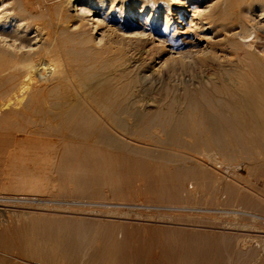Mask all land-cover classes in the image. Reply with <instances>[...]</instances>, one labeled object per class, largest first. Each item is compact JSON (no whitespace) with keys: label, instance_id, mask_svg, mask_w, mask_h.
I'll use <instances>...</instances> for the list:
<instances>
[{"label":"bare ground","instance_id":"1","mask_svg":"<svg viewBox=\"0 0 264 264\" xmlns=\"http://www.w3.org/2000/svg\"><path fill=\"white\" fill-rule=\"evenodd\" d=\"M53 4L55 10L49 4L54 10L49 35L52 33L54 43L50 49H54L49 54L52 63L56 60L58 65L50 70L52 67H44L50 50L36 55L43 45L37 39L40 32H36V25L28 19L32 12L23 11L19 2L14 7L12 1L0 0V96L4 95L0 103L8 111L6 118L11 119L34 102L39 119L46 113L49 137L53 136L52 120L59 122L66 134L61 137L63 144L58 150L57 173L63 185L67 182L68 187L82 190L74 197L107 199L105 187L123 191L132 182L144 185L148 181L158 188L155 191L148 184L153 192L166 190L167 200L164 194L160 195L167 204L169 199L177 198L184 176L182 165L192 166L207 159L219 169L234 167L227 159L218 158L219 152L247 154L251 159L248 169L260 173L257 177L253 172V177L264 179V0H54ZM22 11L27 17L20 15ZM113 43L118 47L115 54L111 52ZM197 68L201 74L185 75ZM32 75L37 77L33 80L37 81L36 98L29 87ZM147 89L158 96L147 101L143 96ZM25 130L12 128L11 122L0 119V163L6 152L11 155L33 142L26 138ZM164 145L186 148L195 154L175 150L168 154ZM239 154L241 158L243 154ZM18 169L14 176L21 184L20 190L35 183L37 170L26 166ZM132 170H141L143 177L136 180ZM153 170L162 173L153 174ZM194 172L195 178L189 171L195 183L198 175ZM117 177L122 181L118 182ZM236 184L232 188L236 189ZM251 187L253 191L254 185ZM227 188L229 191L231 186ZM262 188L258 186L253 191L259 198L264 197ZM240 189L243 188L239 186L232 193V200L242 205L251 202L249 194H240ZM20 192L0 197L14 203L17 201L10 199H36ZM48 195L59 197L57 193ZM25 210L17 214V220L33 212ZM103 212L111 216L131 213L110 207ZM35 214L30 220L22 219L7 237L3 235L6 238H0V260H5L0 264H160V253L172 252V246L182 249L184 255L193 250L199 255L216 254L226 248L224 243L228 240L226 235L184 229L173 235L169 230L174 238L164 239L162 231L154 236L153 230L145 227L140 233L138 226L114 220ZM252 214L256 215L253 220L260 218ZM250 239L238 238L243 246ZM260 241L264 239L261 237ZM185 256L196 262L190 254ZM184 258L167 262L181 263ZM201 259V263L210 260Z\"/></svg>","mask_w":264,"mask_h":264},{"label":"rangeland","instance_id":"2","mask_svg":"<svg viewBox=\"0 0 264 264\" xmlns=\"http://www.w3.org/2000/svg\"><path fill=\"white\" fill-rule=\"evenodd\" d=\"M10 1H12V6L15 7L16 3L19 2L22 6L23 11L32 12L31 15H28L22 11L20 13V15H22L24 17H27V15H28V19H32V21H31L32 24L36 25V27H35L36 32H38V34L40 32L37 39L39 42H41L40 44L43 45V47H40L41 49L39 48V50H37L36 55L37 56L41 55L43 52L45 53L46 51L50 50L48 52L47 58L45 60L46 63H44V67H46V68L52 67V69H50V70H53V68L57 67L56 65H58V62H56V60L54 62L55 64L52 63L53 57H51L52 56L51 54H53L54 48H52V50H51L50 45H52V47H54L53 46L54 43L51 41L52 40V38H51L52 33L50 34L51 36L49 35V31L50 32L52 31L51 20L53 18V14H54V10H55V6H54L55 4H53L54 0H52V1L51 0H10ZM49 2L54 7L53 8L54 10L52 8H50L51 5L49 6V4H50ZM51 9L53 12H51ZM38 11H40V12L38 13ZM37 29H38V31H37ZM50 42H51V44H50ZM117 51H118L117 43L111 44V52L113 54H115V53H117ZM49 53H51V54H49ZM128 54H129V52H128ZM131 54L132 53L130 52V55ZM49 58L51 59V61ZM47 61H48L49 65L47 64ZM201 72H202L201 69L197 68V69H193V70H189L188 72H185V75L187 76V74H188V76L194 77L196 74H201ZM34 77H35V80L37 79V77L35 75H32L31 78H33V79L30 78L32 81H30V84H29V87L31 85L30 89H31V91L33 90V93L35 92V90H34L35 85L34 84L37 83V81H33ZM0 78H1V75H0ZM177 80H180V79H177ZM145 86H147V88H148L149 84H146ZM0 90H2V88ZM146 91H145V93H143V96H144V99H146L147 101H151L150 98H152V97L156 98L158 96V94L155 93L154 91H150L148 89ZM2 92H3V90H2ZM140 94H142V93H140ZM38 95L39 94L35 92V94L33 96H35L34 98H36V96H38ZM147 97H149V98L147 99ZM2 98H4L3 94H2V96H0V99H2ZM25 98L27 99L26 96H25ZM25 98H23L22 103L26 102ZM152 105H150L149 107H151ZM4 106H5L4 104L0 103V119L1 120L5 119V120H8V122H11L12 128L16 129V127H17V128H19L20 131H23V132L26 129L25 130V133H27L26 138L28 140L33 141V142H31V143L29 142L28 143L29 146H27L26 148H24L21 151H16L15 153H13L11 155H8L7 152L5 154H3V157L1 158L2 160L0 163V183H1L0 184V189H1L0 190V196H9V195H14L15 193L19 194V192L21 191L23 194H28L30 197L35 196L36 199H26V200L25 199H10L12 201H17V203H14V202L7 200L6 198L0 197V238L4 237L3 236L4 234H5V236H6V234L8 236L9 232H11L13 227H15V228L18 227V225L20 224L19 222L24 221V218L26 220H30L35 213H36L35 216L36 215L38 216V214L40 215L42 213V215H41L42 217L44 215L47 216L50 214H56V215H59L61 217H65V216H68V218H70V217L75 218L76 217V218H80V219H84V220L85 219L86 220H88V219L97 220V221H99V220H114V221L124 223L126 225L128 224L130 226L131 225L138 226L140 233H143L142 232L143 228L149 227L153 230L152 234H155L154 236H159L160 235L159 232L162 231L163 234H161V235H162V238H164V239H165L164 236H166L167 238H172L171 234L173 235L174 231H178V230L183 231V229L185 231L194 230L196 232L199 231L200 233L204 232V233H211L213 235L217 234L218 236H221V235L228 236L227 242L224 243V247H226V248L219 250L218 253H216V254L214 252L211 254L210 253H207V254H201L200 253V255H199V253L198 252L196 253L195 250H193L192 253H185V255H187V256H189V254H190L189 257H192L191 254L195 253V256L193 255L192 258L196 259V262L193 263V262H190V260H188L186 258L184 253L181 254V252H180L182 250L181 248H180L181 250H179V248L177 246L176 247L172 246V247H170L172 252L167 254L168 251L166 250L167 252L163 251V254L160 253V260H161L160 264H183V263L184 264H264V247H263L264 241H260L261 237H262V239H264V229H263L264 228V197L259 198V196L257 194H256L257 196L254 194L256 192L255 190L258 186L259 187L261 186V188L264 186L263 185L264 179L261 178L262 176H260V180H259V178H257V177H259L258 175L260 174L259 171L253 170V169H251V170L248 169L247 164H248L249 160H251V159L248 157L247 154L241 153V154H243L241 156V154H239L237 152L239 154V156H241V158H240L237 156L238 154L236 155V154H234L236 152H234L232 154L236 155L235 156L236 160H235L234 157H232L231 153L225 152L226 154H222L223 152H221V153L219 152L222 155L217 153L218 158H221L222 160L227 159L226 162L228 161L231 164V167L234 166L228 170H225L222 168L221 169L216 168L214 166V164L212 165V163L209 160L207 161V159L206 160L203 159L202 161H200L201 163L199 162L198 164H196V163L192 164V166L189 164H186V165L191 166L192 169L194 168V170H192L191 167H189V166H185V165L183 166L182 165L181 168L183 170H180V171L184 172V176L181 178L180 183H179V190L177 191V198H176V196L174 197V199L176 201L173 203H172V201H174V199H169L168 200L169 202L167 201V204L168 203L170 204V202H171V205H167L166 201L164 204V198H166L168 196V195L165 196V194H167L166 190L164 188L163 189L159 188L160 189L159 191H161V192H159V191L153 192V190H151V187L149 186V185H152V183L150 184V183H148V181L144 182L145 183L144 185H140V183L142 184V182H140V181H138L137 184L136 183L134 184V182H132L133 184L128 186V189L125 188L123 191H121V189H114V187L111 188V186L105 187L103 190V193H105L106 191L109 192V193L106 192V194H104L105 196L107 195L106 196V197H108L107 199L105 198V199H98V200H96V199L95 200H93V199L88 200V199H84L82 197H74L75 195L78 196L80 193H82V190L78 189L77 187H74V188L68 187L69 183H67V182H65V184H67V186L65 184L63 185L62 183H64V182L59 178L60 177L59 173H57L58 163L60 162V156H59L58 150L62 146V144H63L62 140L64 138V135L66 134L65 131L62 129V127L59 125V122L56 121L55 119L52 120L51 131L53 132V136L49 137L46 134L47 129L49 127V123L45 119L46 113H43V112H45V111H43L42 112L43 118L39 119V116H37L38 112H36L38 108H36L37 106L35 105L34 102H32L24 110H21L19 108L20 109L19 110L20 116H17L15 118H11V119H7L8 116L6 118L5 115L8 111L5 110L6 107H4ZM16 119H18V121ZM54 120H55V122H54ZM21 121H22L23 125H21V123H20ZM17 125H20V126H17ZM62 136H63V138H61ZM33 139H35V140H33ZM187 141H189V139ZM164 146L166 147V150H165V147H164V149L163 148L162 149L165 150L164 152L168 153V154L175 153V151H177V152L182 151V152H188L190 154H195L194 152L189 151L186 148H180V150H178L179 147L177 148V146L171 147V145H169L170 148L167 145H164ZM185 149L188 151H186ZM230 154H231V156H230ZM225 156H227V157H225ZM231 157H232V159H230ZM242 157H244V159ZM240 159H243V160H240ZM234 160L236 162H234ZM205 161H207V163ZM240 161H242V162H240ZM243 162L245 163V166H244ZM235 163L238 166H236ZM200 164H202V166ZM207 164L209 165L208 167H207ZM241 164H243L242 167H241ZM194 165L198 166V167H194ZM20 166H26L28 170H37L38 171L36 173L35 183L27 184L25 187H23V190H20L21 184L16 182L17 178H15V176H14L15 173L17 172V170H19L18 168ZM188 167H189V169H188ZM210 168H211V170H210ZM241 168H243V169H241ZM184 169H186V170H184ZM132 171H133L132 174H134L133 176H134V178H136V180L138 178L143 177V176H141V170H135V172H134V170H132ZM153 171L155 172V170H153ZM189 171L191 172V175H193V177H194L193 171H196L194 173L197 174L199 177V180L197 179L198 177H196V179H195L196 184L193 182L194 179L191 177ZM247 171H249V172H247ZM157 172L158 173H156V172L155 173L152 172V173L153 174H159V173L161 174L162 173L159 170ZM163 172H165V171H163ZM197 172L198 173L201 172V174H203V173L204 174L200 176V174H198ZM225 172H226V174H225ZM253 172H256V173H254L257 175L256 179L254 178L256 175H254V177H253ZM229 173L232 175V177H230L231 175ZM248 174H249V176H248ZM7 175H9V176H7ZM197 175H195V176H197ZM213 175L216 176L217 179H220V181H217L216 179H214L215 177ZM228 175H230V176H228ZM233 175H234V177H233ZM235 175H238V177ZM208 176H209V179H208ZM200 177L201 178L203 177L202 180L205 177L206 178L202 181V180H200L201 179ZM252 177L255 180L254 179L252 180ZM118 179H120V180H118ZM118 179H117L118 182L122 181L121 178H118ZM182 179L186 182L183 183L184 181ZM236 179H238V180L236 181ZM249 179L252 180V183H251V180L249 181ZM221 180L224 184L221 182ZM234 180L237 184L234 182ZM213 181H214V184H213ZM243 181L245 183L250 182L251 184H249L247 186L246 185L243 186V184H244ZM2 182L4 185L2 184ZM203 182H205V183H203ZM261 182L263 184H261ZM146 183H147V185H146ZM186 183H189V184L187 185ZM197 183H199V184H197ZM207 183H210V185H215V186L214 187L212 186L213 187L212 188ZM235 184L237 185L236 189H238L239 186L241 188H243V189H240V191H239L240 194H244V195L249 194L248 197H250L251 202H245V203L243 202V205H242V203H239L238 201L232 200V198H233V197L231 198L232 193L235 191H238V190L232 188V187H235ZM16 185L18 186V188ZM251 185L252 186L254 185L253 191H255V192L252 191ZM3 186H5V187H3ZM147 186H148V188H147ZM186 186L189 188H186ZM222 186H224V187H222ZM228 186H231L232 191H230L231 188L228 191V188H227ZM2 187L4 188V190ZM28 187L29 188L32 187V189H29ZM192 187H193V189H192ZM245 187H246V189H245ZM247 187H249V188H247ZM153 188L155 189L156 187H153V185H152V189ZM205 188H208V189H205ZM222 188L225 190L223 191ZM17 189H19V190H17ZM105 189H106V191H105ZM186 189H189L188 190L189 192ZM209 189L212 192H210ZM262 189H264V188H262ZM111 190H112V193H111ZM157 190H158V188H156L155 191H157ZM243 191L245 193H243ZM179 192H181L182 198L179 197V195H180ZM223 192L226 196L223 194ZM239 192H237V193H239ZM48 193L49 194L50 193H57L59 197H55V196L51 197L48 195ZM110 193L112 195H110ZM114 193L117 195H115ZM161 193L164 194L163 195L164 198H163V196H161L162 195ZM211 193H212V195L210 196ZM230 193H231V195H230ZM216 194H217V196H216ZM28 195H26V196H28ZM66 195L69 197H67ZM219 195H220V197H219ZM70 196L74 197V198H70ZM110 196H112L111 197L112 199L109 198ZM115 196L118 199L113 198ZM212 196H214L215 198ZM119 197L122 199H120ZM159 197H162L163 199L162 198H160V199H162L163 201H161L159 199ZM187 197H189V198H187ZM217 197H219V199ZM69 198H70V200H69ZM167 198H169V197H167ZM167 198L165 200H167ZM211 198L213 200H215L217 198V200H215V201L219 200V202H215V201L212 202ZM72 199H74V200H72ZM77 199H79V200H77ZM207 199L211 200L212 203L209 202V200H207ZM260 199H262V200H260ZM186 200L188 203L186 202ZM203 201H204V203H203ZM231 201L233 204L230 203ZM176 202H177V204H176ZM206 202H208V204H206ZM236 202H237V205H236ZM43 205H48V206H43ZM238 205L243 206L245 209H239L240 207H238ZM249 206H250V208H249ZM36 207H37V209H36ZM44 207H46V208H44ZM65 207H67L69 209L65 211V209H67ZM108 207L117 208L118 210L130 211L131 213L128 215H121V216L114 214V215H112L113 217L111 215L106 214L107 215L106 216L103 211L105 209H107ZM25 209L29 212H31L33 210V212L28 213V215L30 214L29 215L30 217L28 215H26L25 217L21 216L19 218V220H17L18 219L17 214L24 212ZM49 209H50V211H49ZM95 210H100V212H96ZM135 212L140 214V215L135 216V214H134ZM252 213L257 214V218L258 217H260V218L258 220H253L254 217H256V215H253ZM180 219L183 220L184 222L183 223H182V221L180 222L179 221ZM185 222H186V224H185ZM256 227L261 228V229H256ZM163 229H164V232H163ZM169 230H171V231H169ZM255 230H257V231H255ZM165 231H167V232H165ZM168 231L171 234H169ZM194 231H192V232H194ZM6 237H4V238H6ZM240 237L241 238L245 237L247 240H248V238L249 239L251 238V239L249 242H246V244H244V246H243V244H242L243 241L242 242L240 241L241 240ZM173 238H174V236H173ZM238 238L240 240H238ZM239 242L241 243V245H239L240 244ZM173 244H175V243H173ZM230 244H231V246H230ZM161 251H162V249H161ZM170 255H171V257H170ZM172 256H173V258H172ZM184 256H185V258H184ZM178 257L184 258L181 261V263H175V262H173V260L171 263L167 262L171 259H176ZM203 257L210 258V260L207 263H206V261L201 263L200 260H202L201 258H203ZM211 259H212V261H211ZM0 262H5V260H2V258H1Z\"/></svg>","mask_w":264,"mask_h":264}]
</instances>
